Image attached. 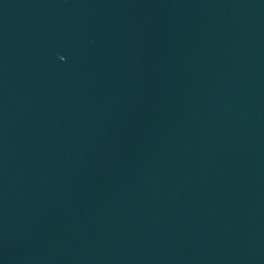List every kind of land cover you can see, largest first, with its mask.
Wrapping results in <instances>:
<instances>
[{"label": "water", "instance_id": "obj_1", "mask_svg": "<svg viewBox=\"0 0 264 264\" xmlns=\"http://www.w3.org/2000/svg\"><path fill=\"white\" fill-rule=\"evenodd\" d=\"M0 264H264V0H0Z\"/></svg>", "mask_w": 264, "mask_h": 264}]
</instances>
